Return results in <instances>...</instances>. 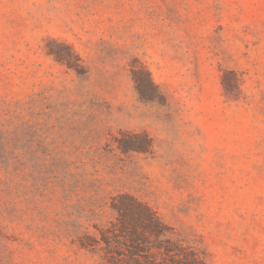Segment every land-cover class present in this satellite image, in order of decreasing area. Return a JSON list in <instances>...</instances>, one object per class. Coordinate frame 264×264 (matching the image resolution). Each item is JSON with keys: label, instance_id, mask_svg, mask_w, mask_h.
<instances>
[{"label": "rangeland", "instance_id": "374dc122", "mask_svg": "<svg viewBox=\"0 0 264 264\" xmlns=\"http://www.w3.org/2000/svg\"><path fill=\"white\" fill-rule=\"evenodd\" d=\"M119 193L264 264V0H0V264H104Z\"/></svg>", "mask_w": 264, "mask_h": 264}, {"label": "trees", "instance_id": "16d2710c", "mask_svg": "<svg viewBox=\"0 0 264 264\" xmlns=\"http://www.w3.org/2000/svg\"><path fill=\"white\" fill-rule=\"evenodd\" d=\"M136 88L143 99L160 95L148 72L140 76L133 69ZM122 153H150L152 138L147 132H120L116 138ZM115 218L99 229L100 240H81L82 247L104 243V264H210L200 243L191 240L176 226L165 222L146 202L129 193L112 197Z\"/></svg>", "mask_w": 264, "mask_h": 264}]
</instances>
